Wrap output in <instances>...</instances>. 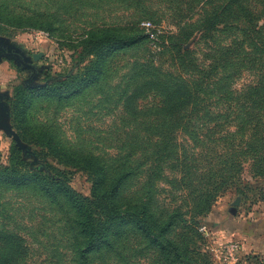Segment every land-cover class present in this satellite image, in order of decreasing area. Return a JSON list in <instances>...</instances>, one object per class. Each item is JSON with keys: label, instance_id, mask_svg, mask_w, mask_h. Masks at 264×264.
Segmentation results:
<instances>
[{"label": "rangeland", "instance_id": "obj_1", "mask_svg": "<svg viewBox=\"0 0 264 264\" xmlns=\"http://www.w3.org/2000/svg\"><path fill=\"white\" fill-rule=\"evenodd\" d=\"M205 2L0 0V44L40 56L25 58L30 68L0 56L1 123L11 130L0 127V170L49 171L89 196V174L61 164L35 141V132L46 130L76 155H91L111 169L126 166L123 197L149 201L157 223L178 215L163 235L178 245V264H224L230 243L239 246L238 264H264V154L252 151L250 137L264 121V94L252 89L260 72L230 50L235 39L242 41L224 27L234 24L231 15L223 17L222 30L203 33L211 10ZM143 22L159 30L158 37L115 54L94 86L69 100L33 93L89 64L92 57H83L79 45L85 32L145 34ZM226 50L232 51L229 62L216 75L215 60ZM178 79L191 92V102L180 107L165 106L146 85ZM24 90L33 97L28 107L19 103ZM19 109L25 123L13 117ZM205 224L207 233L200 230ZM71 245L70 227L56 207L31 191L0 187V264H76ZM93 264L163 263L139 235L128 233L116 253H103Z\"/></svg>", "mask_w": 264, "mask_h": 264}, {"label": "trees", "instance_id": "obj_2", "mask_svg": "<svg viewBox=\"0 0 264 264\" xmlns=\"http://www.w3.org/2000/svg\"><path fill=\"white\" fill-rule=\"evenodd\" d=\"M218 1L221 3L213 0H206L204 3L211 10L204 20L203 33L222 30L218 27L224 20L223 17L226 14L231 15L234 24H224V27L235 30L242 41L235 39L230 50L238 58L243 53L250 67L258 64L260 75L257 77L260 83L252 89L256 93L264 94V0ZM43 25L44 23L38 27L43 28ZM47 25L50 28L51 24ZM146 39L148 37L143 33L123 32L114 28L89 30L79 43L83 57H92L89 64L79 75L59 76V80L52 87L39 88L33 93L40 98L47 97L57 101L72 99L101 80L109 70V60L115 54L135 49ZM244 42H248V50L245 51ZM230 50L221 53V59L215 60L216 75L221 70L224 71L226 63L229 62L228 56L232 53ZM177 81L169 86L162 81H151L146 85L159 94L165 106L176 104L180 107L191 102V92L184 81ZM218 90L223 91L224 84H219ZM23 92L19 103L28 107L33 97L26 90ZM13 117L17 122H26L24 109L16 111ZM241 124L242 121L238 120L237 125ZM252 131L250 137L256 143L252 151L264 154V121L261 127L253 126ZM35 134V141L61 164L89 174L92 182L90 195L80 194L65 180L49 171L41 175L8 167L0 170V187L31 191L60 211L70 227L76 264H93V259L103 253H116L118 241L128 233L139 235L150 249L157 252L163 264L182 263L178 245L163 236L178 215L172 213L164 223H157L149 201L137 202L124 198V185L130 178L126 166L118 165L111 169L106 162L91 155L74 154L46 130L40 129Z\"/></svg>", "mask_w": 264, "mask_h": 264}, {"label": "built area", "instance_id": "obj_3", "mask_svg": "<svg viewBox=\"0 0 264 264\" xmlns=\"http://www.w3.org/2000/svg\"><path fill=\"white\" fill-rule=\"evenodd\" d=\"M142 30L144 31L145 35L150 40H155L158 35L160 34L159 30H156V28L150 23V22H143L142 23ZM201 232L207 233L208 227L204 225L200 228ZM239 250V246L236 243H230L226 251L224 253L223 263L224 264H238L237 261V252Z\"/></svg>", "mask_w": 264, "mask_h": 264}, {"label": "flooded vegetation", "instance_id": "obj_4", "mask_svg": "<svg viewBox=\"0 0 264 264\" xmlns=\"http://www.w3.org/2000/svg\"><path fill=\"white\" fill-rule=\"evenodd\" d=\"M8 45H1L0 44V56H4L5 58H10L13 59L17 66L19 67H27L30 68L31 65L28 64L26 65L25 62V58L27 57H31V59L33 60H37L40 59V56L38 54H35L33 52H28V50L25 47H16L14 46V48L11 47H7Z\"/></svg>", "mask_w": 264, "mask_h": 264}, {"label": "water", "instance_id": "obj_5", "mask_svg": "<svg viewBox=\"0 0 264 264\" xmlns=\"http://www.w3.org/2000/svg\"><path fill=\"white\" fill-rule=\"evenodd\" d=\"M5 109H6L5 104L0 102V127H2V128H4V129H6L7 131L11 132V130H10L9 127H7V126L4 125L3 123H1V119L5 116V112H6ZM12 135H13L14 138H16L14 134H12ZM239 201H240V200L237 198V199L234 201V203L232 204V207H231V209H230V213H231L232 215H234V214L236 213V207L239 205Z\"/></svg>", "mask_w": 264, "mask_h": 264}]
</instances>
